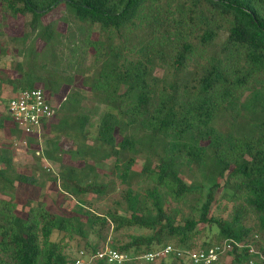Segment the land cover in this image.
I'll list each match as a JSON object with an SVG mask.
<instances>
[{"label":"trees","instance_id":"16d2710c","mask_svg":"<svg viewBox=\"0 0 264 264\" xmlns=\"http://www.w3.org/2000/svg\"><path fill=\"white\" fill-rule=\"evenodd\" d=\"M61 4L60 18L45 23ZM0 14V29L10 17L26 19L23 34L12 38L21 58L11 61L14 75L1 72L0 85L10 92L0 95V132L27 138L37 162L60 163L52 181L60 179L76 199L72 210L55 212L42 198L20 215L17 183L41 184L16 168L10 145L0 144V192L10 196L0 199V264H73L70 243L80 239V249L97 251L90 237L109 224L146 230L113 246L131 255L168 244L193 249L202 231L213 236L200 249L252 238L250 216L264 232V0H0ZM160 65L163 76L156 74ZM38 85L60 103L43 124L42 157L38 135L26 134L8 113L18 91ZM63 139L73 148L65 150ZM65 153L78 164H65ZM109 160L127 185L126 208L102 216L81 196L108 193L103 166ZM186 171L206 180L205 200L192 207L199 217H179L173 206L188 203L197 190L182 178ZM141 178L153 184L145 193L133 189ZM221 188L235 203L231 219L213 214ZM250 258L234 252L229 264ZM168 260L189 264L175 256L160 261Z\"/></svg>","mask_w":264,"mask_h":264},{"label":"rangeland","instance_id":"374dc122","mask_svg":"<svg viewBox=\"0 0 264 264\" xmlns=\"http://www.w3.org/2000/svg\"><path fill=\"white\" fill-rule=\"evenodd\" d=\"M64 10V5L61 4L57 8H55L52 12L47 14L43 20L45 23L51 22L53 20L59 19L62 15ZM1 19V14H0ZM26 19L22 17L12 18L10 17L7 19V22L3 21L1 29H0V52L4 47L9 48V52L0 53V78L1 72L13 77V70L10 69L11 61L15 58L21 59L20 57L16 56L12 47L14 41L12 40L13 37H18L23 34ZM60 28L64 29V23H60ZM42 45V43L40 44ZM167 72L165 66L160 65L156 69V74L158 76L165 75ZM76 86L83 89V92L90 96V92L88 88H85L82 85L81 79H77ZM10 89L7 84L0 85V95H4L5 93H9ZM70 92V88H65L61 92V96L68 95ZM91 100V99H90ZM91 107L94 106L92 101L88 103ZM4 110V106L0 101V111ZM58 118V117H57ZM56 122L58 119H54ZM46 136H43V146H46L45 141ZM42 142V141H41ZM0 144L10 145L13 151V158L15 166L18 170L26 172L27 174H35L39 179L41 185H26L23 183H17V192L16 197L14 198V202L17 204V211L20 215H25L26 210L28 207L36 205L40 199L44 198L46 203L48 204L49 208L52 211H62L63 207L68 206L66 211H70L75 208L76 199H73L68 193L61 189L60 179H58L57 183L55 184L52 181L53 175L59 171L60 163L57 164H50L51 171H48L45 165L47 164L46 160L43 159L42 162H37V158L34 157V152L30 148H15L12 146V140L9 138L8 131L0 132ZM62 147L65 150H69L73 148L74 144L71 139H63L61 143ZM37 155V154H36ZM38 156V155H37ZM42 157V156H41ZM63 159L65 164H78V161L71 159L68 153L63 155ZM144 163V159L140 156L138 162L136 163L134 169L140 170ZM113 164L112 160L108 161L106 167L103 166V169L107 172L105 175L106 184L109 185L108 193L105 195H96V194H83L81 196L82 200L86 201L87 204L99 215H106L109 212H115L116 210L123 212V209L126 208L125 200L123 199V192L127 188V185L122 182V180L115 174L111 172V166ZM110 167V168H108ZM52 173V174H51ZM182 178L189 184H192L195 190L188 203L182 204H173V206H178L181 214L179 217H186L189 215H194L195 211L192 209L194 205H198L196 200L200 198L202 201L205 200L207 194V187L205 185L206 180L199 172H191L186 171L182 174ZM153 184L144 178H141L139 181L135 182L133 185V189L140 193H145L146 189L151 187ZM223 192V188L218 193V201L213 209V214L219 216L224 219H231V215L234 208V202L227 196L223 197L221 194ZM230 192V191H227ZM7 198L10 199L9 195H4L0 192V199ZM199 217V215L195 214ZM247 226H250L254 229L253 233L250 237L254 235L259 236V242L257 245L260 247L261 245L264 246V232H260L258 230V221L254 216H250L246 221ZM146 233L145 229L138 228V227H130V228H121L116 230L114 224H109L105 227L97 236L92 235L90 240L92 244L98 245V249L105 248L107 246L112 247L114 245L121 246L126 242L130 241L133 235H141ZM212 234L208 231H202L200 237L195 242L194 249H200V245L208 241L212 238ZM53 240H57L60 238V233L55 232L52 236ZM84 242L82 240H73L70 243V247L66 250L72 256H76L79 249L83 248ZM90 250V249H89ZM258 258L255 259V261ZM152 264H170V261H165L162 263L161 261H157L156 263Z\"/></svg>","mask_w":264,"mask_h":264},{"label":"built area","instance_id":"2783aa9c","mask_svg":"<svg viewBox=\"0 0 264 264\" xmlns=\"http://www.w3.org/2000/svg\"><path fill=\"white\" fill-rule=\"evenodd\" d=\"M65 99L66 97L63 98ZM59 106L58 101L48 100L46 91L39 85L18 91L8 103V113L20 129L28 135H38L40 144V148L36 151L38 156H43V124L56 116ZM12 144L15 148L26 149L29 143L27 138H13ZM46 162L45 167L50 171V163L47 160ZM257 242L259 236L256 234L252 238L245 239L226 238L207 249H182L168 244L140 255H131L109 246L97 251L84 248L78 251L73 264H152L168 256L185 259L189 264H229L234 252L244 251L252 255L248 264H254L256 258L264 260V248L259 247Z\"/></svg>","mask_w":264,"mask_h":264}]
</instances>
